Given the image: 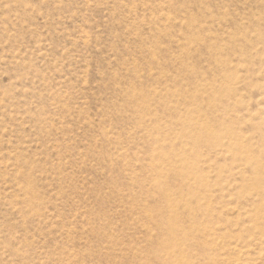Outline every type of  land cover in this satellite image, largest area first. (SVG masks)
<instances>
[{
	"label": "rangeland",
	"instance_id": "374dc122",
	"mask_svg": "<svg viewBox=\"0 0 264 264\" xmlns=\"http://www.w3.org/2000/svg\"><path fill=\"white\" fill-rule=\"evenodd\" d=\"M0 264H264V0H0Z\"/></svg>",
	"mask_w": 264,
	"mask_h": 264
},
{
	"label": "bare ground",
	"instance_id": "6f19581e",
	"mask_svg": "<svg viewBox=\"0 0 264 264\" xmlns=\"http://www.w3.org/2000/svg\"><path fill=\"white\" fill-rule=\"evenodd\" d=\"M162 221H164V220H162ZM170 221L168 220V219H166V221H165V225H167V226H165V228L164 229H166L167 231L168 230H175V227L174 226H171V224L169 223ZM162 224H163V222H161Z\"/></svg>",
	"mask_w": 264,
	"mask_h": 264
}]
</instances>
